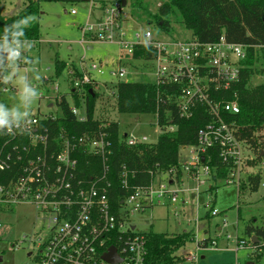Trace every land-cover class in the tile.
Listing matches in <instances>:
<instances>
[{"label": "built area", "instance_id": "built-area-1", "mask_svg": "<svg viewBox=\"0 0 264 264\" xmlns=\"http://www.w3.org/2000/svg\"><path fill=\"white\" fill-rule=\"evenodd\" d=\"M71 13L76 14L75 11ZM102 13V19L96 26L84 28L85 36L90 40L118 45L130 57L136 47L153 53L149 60H128L129 68L122 63V55H119L117 68H112L110 72L113 77L119 81L134 82L129 78L134 72L131 71L134 63L151 64L155 79L152 83L175 85L181 89L178 97L171 95L169 98V102L175 104L180 118L190 119L198 107L205 108L211 115L212 122L199 131L198 145L184 148L190 149L191 157L190 161L181 165L182 169L200 186L210 180L215 181L205 155L211 161L208 151L217 148L220 160L235 166L224 184H236L239 190L243 152L250 148L238 136L239 128L234 120L240 114L238 97L234 94L232 99H228L227 94L240 80L246 48L229 43L225 38L215 43H202L193 37L176 40L168 36V40H160L151 31L144 34L134 32L132 39L128 40L127 34L122 31L127 18L124 7L118 3L110 4L102 9ZM5 43L10 46L2 48ZM34 46L35 43L29 41L0 40V72L11 70L7 59L9 48L19 50L17 59L22 62L24 51ZM105 67L104 63H92L87 67L83 59L77 66L80 76H76L74 70L68 72L72 91H84L87 85L97 90L99 84L92 74L102 75ZM6 79H0V87ZM3 92L7 93L9 89L4 88ZM55 92L53 96L40 92L38 100L46 99L54 103L58 111L56 114H41L35 110L34 115L11 117L19 121V126L14 125V134L2 132L7 141L0 147V177L12 170L16 178L0 184V209L29 204L47 219V236L43 241L38 240L36 252L31 253L37 259V264H110L104 260V255L112 247L116 248L122 259L120 264H144L147 255L145 236L129 225L128 217L147 208L177 203L182 189L173 188L177 181L176 169L166 173L168 177L173 176L172 183L156 184L159 176L156 174L148 187L134 188L123 201L118 214L114 213L109 198L112 187V144L108 126L101 125L96 131L81 136L62 128L54 136L41 124L43 121L55 122L63 118L58 105L62 96L58 94L57 88ZM71 112L78 123L85 124L88 121L86 105L73 106ZM169 117L170 124L163 132L172 133L177 128L171 124L172 116ZM121 139L131 147L149 144L146 137L139 139L125 135ZM84 159L91 170L89 173L80 169ZM129 177V170L123 167L121 182L124 189L129 188ZM123 208L127 209L126 213ZM212 214L216 216L218 212L213 211ZM226 227L224 224L223 228ZM203 240L197 243L199 250L208 249L210 240L205 247L200 246ZM227 240H236L237 250L252 248L258 251L251 240L233 239L230 235ZM211 245L217 247V242L212 240Z\"/></svg>", "mask_w": 264, "mask_h": 264}, {"label": "rangeland", "instance_id": "rangeland-1", "mask_svg": "<svg viewBox=\"0 0 264 264\" xmlns=\"http://www.w3.org/2000/svg\"><path fill=\"white\" fill-rule=\"evenodd\" d=\"M29 0H0V13L4 17H12L20 13ZM97 3L105 1L114 3L118 0H95ZM163 0H147L149 11L156 13ZM74 10L76 14H72ZM127 15L122 31L132 39L134 32H153L156 38L176 40L192 38V33L184 28L182 23L172 21L171 33L160 32L155 24H148L150 18L133 10L131 0H127L124 7ZM100 13L92 9L91 4L67 5L61 3H42L41 15L37 19L40 24L41 39L34 47H30L27 56L22 62L18 59L9 60L11 71L6 81L0 87V104L10 113L11 117L22 118L32 114L33 110L41 114L57 113L54 103L48 100L28 102L21 99L24 83L35 87L46 96L58 94L64 96L69 106H75L71 87V78L68 74L72 65L77 67L84 59L89 67L92 63L106 64L102 75L92 74L99 84L97 108L95 118L100 121L117 122L120 136L133 135L139 139L146 137L149 144H156L161 130L154 115H128L120 114L116 108L114 86L118 78L111 75L112 68H117V59L122 55L123 64H127V56L115 44L90 40L85 36L84 28L96 26L100 21ZM100 18V19H99ZM10 46L2 44V48ZM92 46V49L89 47ZM66 63L67 69L56 75V60ZM128 68L129 65L127 64ZM129 78L134 82L154 81L151 64L141 65L135 62ZM44 80H47L44 82ZM264 81L262 76L252 78L251 85L257 86ZM8 88L9 92H3ZM85 91L78 92L79 106L85 107ZM51 105V108L49 106ZM15 113L16 115H11ZM27 113V115H25ZM260 150L264 151V131ZM190 149H181L179 180L175 181L173 188L182 189L178 194L177 203L147 208L145 211L129 216V225L136 227L139 233L179 234L192 231L194 242L177 252L181 257V264H247L255 262L264 264V250L256 251L252 248L237 250L236 240H227L230 235L233 239L248 241L245 235L246 226L253 223L264 228V183L259 192L248 196H240L236 184H217L210 180L206 185L200 186L192 180L181 165L190 161ZM262 157V158H260ZM250 162L252 164H250ZM264 168L263 156L247 149L243 152L241 177L248 174H257ZM173 176L160 174L156 184L169 185ZM181 181V182H179ZM214 187L212 192L210 189ZM217 187V188H216ZM127 212L126 208H123ZM218 215L213 216L212 212ZM226 224L227 227L223 228ZM47 219L38 213L37 209L29 204H19L9 209L0 210V264H37V259L29 256L36 252L38 240L43 241L46 233ZM223 228L222 231L220 229ZM205 238L217 240L218 247L208 244V249L199 250L197 243ZM200 243V242H199ZM211 245V246H210ZM195 256V258L193 257ZM259 256V260L257 257ZM195 259V260H194Z\"/></svg>", "mask_w": 264, "mask_h": 264}, {"label": "trees", "instance_id": "trees-1", "mask_svg": "<svg viewBox=\"0 0 264 264\" xmlns=\"http://www.w3.org/2000/svg\"><path fill=\"white\" fill-rule=\"evenodd\" d=\"M123 0L114 3L99 2L100 8L107 5L120 4ZM127 1V0H126ZM42 3H61L67 5L91 4L93 0H29L24 9L15 16L4 17L0 13V40L1 41H29L38 42L41 39V30L38 18L41 15ZM97 4V3H96ZM95 4V5H96ZM94 5V7H95ZM133 10L147 15L149 25L165 34L172 31V21L182 23L184 28L192 33V37L202 43H215L221 38L229 43L243 45L246 48V58L242 61L240 80L227 94L232 99L236 94L240 106V114L234 117L239 128L238 136L245 140L249 148L263 156L260 146L264 131V81L257 86H252L251 81L255 76L264 78V0H163L156 13L149 11L147 0H131ZM34 16L29 26L20 24L19 27H10L5 32V26H10L18 20ZM122 22V19H121ZM22 32L23 35L14 36V33ZM28 47L22 56L25 59ZM152 51L136 47L133 55L127 56V60H139L151 58ZM148 59V60H149ZM56 75L59 76L67 69L66 63L58 59L55 63ZM77 74L78 68L72 65ZM11 70L0 72V79L6 77ZM90 90L93 93H90ZM85 105L88 112V121L80 124L71 112L66 98L58 105L63 112V118L55 122L43 121L42 127L49 129L54 136L62 128L68 129L78 136L90 131H96L101 125L108 126L109 139L111 141L112 154L110 160L112 187L110 189V202L114 213L118 214L125 198L136 187H148L156 178V174H165L173 169H178L181 149L198 145V134L212 122V117L203 107H198L190 119L180 118L174 103L169 102L171 95L178 97L181 89L175 85L156 84L152 82H124L119 81L114 86L116 108L120 114L128 115H154L156 116L161 133L156 144H144L128 146L120 137L119 124L117 122H105L95 118L98 93L94 86L84 87ZM75 106H79L78 91H72ZM169 114V115H168ZM169 116H172L171 124L176 126L175 132H163L170 124ZM7 141L6 136L0 132V147ZM211 161L206 157V164L211 167L212 176L217 184H222L229 178L235 169L233 164L223 163L218 154V149L208 151ZM262 158V157H260ZM250 164H252L250 162ZM123 167L130 172L129 188L124 189L121 175ZM80 169L89 173L86 160L81 161ZM177 173L179 180L181 172ZM16 178L15 172L8 170L0 177V184L8 183ZM181 182V181H179ZM264 183V168L257 174H248L241 179L238 192L240 196H248L259 192ZM217 188V187H216ZM214 187L210 189V192ZM264 200V197H263ZM1 210V209H0ZM146 239L147 255L144 264H181L182 259L177 252L194 242L192 231L179 234H162L155 232L142 233ZM245 235L249 240L255 237L254 246L259 251L264 250V228L249 223L245 229ZM209 239L203 240L200 246L205 247ZM259 260V256L257 257ZM256 264L255 262H253Z\"/></svg>", "mask_w": 264, "mask_h": 264}, {"label": "clouds", "instance_id": "clouds-1", "mask_svg": "<svg viewBox=\"0 0 264 264\" xmlns=\"http://www.w3.org/2000/svg\"><path fill=\"white\" fill-rule=\"evenodd\" d=\"M35 20L34 16H29L26 18H23L21 20L16 21L15 23H13L10 26H5V32L7 33L9 31L10 27H19L20 24H24L29 26V22ZM14 36H20L23 35L22 32H17L13 34ZM9 60H15L19 57L20 53L18 49L15 48H9ZM40 96V92L37 88H33L31 86H29L27 83H24V86L22 88V93H21V99L31 102L36 100L38 97ZM11 115H16L15 113L11 114ZM25 115H27V113H25ZM14 125L16 127L19 126V121L16 120H12L10 119V113L8 111H6L4 109L3 104H0V132H5L7 134H14L13 132V127Z\"/></svg>", "mask_w": 264, "mask_h": 264}, {"label": "water", "instance_id": "water-1", "mask_svg": "<svg viewBox=\"0 0 264 264\" xmlns=\"http://www.w3.org/2000/svg\"><path fill=\"white\" fill-rule=\"evenodd\" d=\"M127 5V1L123 0L122 1V6L125 7ZM90 93H93L92 90H90ZM33 115L35 112L32 113ZM204 161V158H203ZM255 240V237L252 239V241ZM30 256V255H29ZM104 260L110 264H120L122 262L121 257H119L117 250L115 247L110 248L109 252L104 255ZM2 259L0 258V262ZM247 264H254L253 262H249Z\"/></svg>", "mask_w": 264, "mask_h": 264}, {"label": "crops", "instance_id": "crops-1", "mask_svg": "<svg viewBox=\"0 0 264 264\" xmlns=\"http://www.w3.org/2000/svg\"><path fill=\"white\" fill-rule=\"evenodd\" d=\"M105 2V1H104ZM97 2L95 1V0H93V3H91V6H92V9L94 10V11H97V12H99L101 15H100V18L102 19V16H103V13H102V9L100 8V6H99V4L97 3ZM96 4V5H95ZM94 5H95V7H94ZM72 11H74V10H72ZM71 11V12H72ZM75 15V14H74ZM99 18V19H100ZM39 42V41H38ZM38 42H36V43H38ZM35 43V44H36ZM89 49H92V46H90L89 47ZM68 70V69H67ZM35 110H33L32 112H34ZM205 239H209V240H211L210 238H205ZM212 241V240H211ZM216 242H217V240H215ZM217 247H218V244H217ZM203 251V250H202ZM249 263V262H248Z\"/></svg>", "mask_w": 264, "mask_h": 264}, {"label": "flooded vegetation", "instance_id": "flooded-vegetation-1", "mask_svg": "<svg viewBox=\"0 0 264 264\" xmlns=\"http://www.w3.org/2000/svg\"><path fill=\"white\" fill-rule=\"evenodd\" d=\"M29 255L31 256V253Z\"/></svg>", "mask_w": 264, "mask_h": 264}]
</instances>
